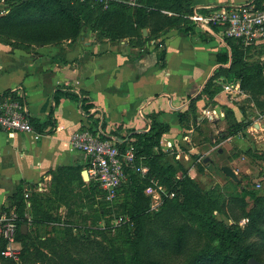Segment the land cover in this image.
Listing matches in <instances>:
<instances>
[{"label":"crops","instance_id":"crops-1","mask_svg":"<svg viewBox=\"0 0 264 264\" xmlns=\"http://www.w3.org/2000/svg\"><path fill=\"white\" fill-rule=\"evenodd\" d=\"M248 1L193 0V5ZM201 29L213 39L204 41L192 31L170 29L157 38H144L142 45H132L129 40L101 38L87 29L76 40L59 44L17 48L0 41V94L9 90L22 94L34 123L43 126L41 132L35 129L39 138L34 133L0 131V206H5L11 192L20 187L39 184L60 169L82 166L84 170L88 165L85 155L70 143L74 132L92 126L80 102L63 98L53 118L49 116L54 92L62 84H71L74 91H82L93 101L94 119L99 118V126L105 124L100 129L117 143H131L135 134L148 132L155 118L170 126L163 134L162 148H176L177 157L184 153L189 159L181 146L199 132L188 120L195 116L208 119L212 114L217 118L224 111L220 105L228 100L222 94L209 100L204 92L220 67L218 53L225 43L215 31ZM148 35L149 29L144 37ZM161 49L166 51L164 62L160 60ZM194 171L200 173L192 165L189 174Z\"/></svg>","mask_w":264,"mask_h":264},{"label":"trees","instance_id":"trees-1","mask_svg":"<svg viewBox=\"0 0 264 264\" xmlns=\"http://www.w3.org/2000/svg\"><path fill=\"white\" fill-rule=\"evenodd\" d=\"M137 1L141 6H130L119 1H111L108 7H104L98 0H16L10 4L9 12L0 17V35L14 40L13 44L17 48H30L28 44L43 46L59 44L63 41H74L85 28L95 32L101 38L109 37L114 41H121L125 38H146V40H151L152 37L157 38V34L165 33L167 31L166 27L174 25L177 21L181 23L183 20L182 18L163 14L161 12L162 9H170L172 12L180 13L179 15L183 17L184 14L190 15L195 7L193 0ZM262 1L250 0L247 3L255 4L257 8L262 9L264 8L261 6ZM191 25L192 27L190 26L188 29L186 28L182 31H192V33L201 37L204 41L213 39L207 31L202 30L195 23ZM212 27L216 33L221 30L220 26ZM144 29H149V35L146 37L143 34ZM224 40L228 51L222 50L218 53L220 67L207 81L204 87L206 95L213 97L219 93L225 84L232 81V77L241 79L242 87L251 94L264 95V78L261 76L264 73V65H258L255 68L249 69L245 67L243 59L244 50L257 45L245 46L241 41L227 37ZM17 42L26 43V46L16 45ZM165 55L166 51L161 49L160 60L163 62L165 61ZM162 66H165V63H162ZM73 88L71 84H62L57 87L53 95L49 116L53 118L55 108L63 98H73L80 102L82 110L92 120L90 129L95 133H98V131L104 132L101 129H104L105 124L101 123V126H99V118L94 119L92 109L95 107V104L93 101L82 91L76 92ZM13 93L16 94V91L9 90L0 95L5 96ZM195 102L193 103L194 106ZM257 102L260 108L264 107V101L258 100ZM182 116L184 117L185 115L183 114ZM183 117H181L182 123L184 122ZM195 118L197 119L196 116ZM153 119L152 127L148 132L135 134V139L130 140L131 143L125 141L120 144L118 142L121 151H125L130 144H134L137 156L134 165L126 167L127 180L121 185L118 197L123 190H126V193L131 194L133 198L131 206H139L134 212V217L142 216L144 210L148 209L151 203L150 196L144 197L145 189L151 185V177H159L162 186L164 184L171 187L172 190H175L182 197V202L180 203L181 209L193 221L201 222L210 236V241L205 244L199 254L195 255L186 264H248V260L252 257L263 261L261 259L264 257V196H256L251 191L244 190L243 203H245L244 198L246 195L250 194L255 198L252 211L247 213L249 216L248 222L245 225L219 224V221L212 217V213L215 211L224 212L223 208L212 203V200L202 191L196 179L190 176L189 169L184 168V164L182 165L179 162H177V166L163 165L159 162L160 157L165 153L162 149L163 134L169 130L170 126L168 123H160L155 118ZM31 122L38 132L43 130L41 129L43 126L39 125V123H34L32 118ZM236 124L237 120L228 115L229 130L235 129ZM53 126H55L54 123ZM53 128L49 132H52ZM100 135L107 137L104 133ZM155 148L160 153L153 155ZM150 157L156 163L154 168ZM144 163L150 166L147 177H142L136 171V167L141 164L145 165ZM87 167L88 165L85 166V169ZM178 168L183 172L181 177L178 175ZM82 170V166H78L68 167L63 171L69 183L77 182L81 186H89L100 192L101 195H97L98 200L106 203L117 201L118 197L113 201L106 199V192L96 179H90L89 183H86L82 176ZM198 171L202 172L201 169H198ZM33 187L34 185L26 189L25 187L16 189L12 195L13 203L2 207V211L15 210L19 216L17 239L20 246L22 244V249L20 248L22 254L19 253L21 256L18 255L20 260L24 263L32 260V264H124L121 261L123 256L114 245L103 246L100 244L97 246L102 253V259L105 263L98 261L96 251L95 253L85 251L91 247L89 244L83 248L75 247L74 244L78 245L84 242L81 237L77 239L74 237L72 233L73 228H71V231H66V236L68 235L69 238L65 237L60 242H58L57 238L47 237L44 240L39 238L42 246L37 247L35 244H32L30 238L32 232L31 224L55 220L54 215L45 210L43 199L41 200L40 197L35 196L34 198L32 197V201L30 200V194L27 191L32 190ZM197 196L201 197L205 204L204 208L199 210L195 209L193 202ZM140 200L145 202V206H142L141 203L139 204ZM28 203H30L29 207ZM28 212L31 220L26 216ZM158 214H153V216H157ZM22 225L28 227L26 233L21 230ZM190 234V225L188 223H181L174 227L168 241L164 244L174 254H181L187 246ZM6 246L5 239L0 235V257L11 262V264H16L14 258L2 255V251L6 249ZM33 247L35 248V252L32 250ZM42 247L47 248L49 250L48 253L44 252ZM149 250H153V257L147 254L148 260L144 261L137 252L132 256L133 262L131 264H169L167 260L158 255V253H155V249L151 247Z\"/></svg>","mask_w":264,"mask_h":264},{"label":"rangeland","instance_id":"rangeland-1","mask_svg":"<svg viewBox=\"0 0 264 264\" xmlns=\"http://www.w3.org/2000/svg\"><path fill=\"white\" fill-rule=\"evenodd\" d=\"M262 2L261 6L264 7V0ZM161 12L171 17L183 19L181 23L177 21L174 25L166 27V30H185L190 26L192 27L193 22L189 15L184 14L182 17L179 15L180 13L172 12V10L166 8L162 9ZM3 15L0 12V17ZM84 30L87 31V28ZM123 40H129L132 45L144 44V39L125 38ZM0 41L15 46L13 44L14 40L7 36L0 35ZM16 45L26 46V43L17 42ZM31 46L32 44H28V47ZM222 50L228 51L225 44ZM243 56L245 67L249 69L264 65V43L245 49ZM261 76L264 78V73ZM231 80L228 84H239V91L234 93V97L230 91L225 90V87H222L220 92L217 93L228 98L220 105L226 111V118L220 120L221 117L211 116L208 119L195 118L193 121L188 120L190 126L193 124V127L199 132V134L192 137L191 142L181 146L183 150L189 153V159L185 158L184 153L180 158L177 157L178 153L175 147L172 150L168 149L167 146H163L162 149L165 153L162 154L159 162L163 165L173 166H177V162H179L182 165L184 164V168L189 169L194 165L199 170L201 169L202 172L198 175L196 171L192 174L190 172V175H193L202 191L212 200V203L224 210V212H213L212 217L216 218L221 225H245L249 217L247 213L252 211L255 198L250 194L246 195L244 198L245 203H243L244 190L251 191L256 196H264V107L260 108L257 104L258 100L264 101V95H254L244 90L239 78L232 77ZM210 96H208L209 100L215 98V95ZM215 112L216 109L214 108ZM228 115L237 120L236 128L233 130H229ZM98 133L100 134V131ZM192 147L195 148L192 149ZM210 151L212 153L208 154ZM158 153L160 152L155 148L153 155ZM205 155H208L211 162H204L203 156ZM150 160H152L154 168L156 163L152 158ZM213 160L215 161L214 164L210 165ZM223 164L231 165L241 180L236 182L226 175L221 168ZM146 166L150 171V166ZM178 175L179 177L183 175L180 168H178ZM64 178V171L60 169L50 179H42L39 184L34 185L32 190L27 191L30 194L31 201L32 197L35 196L40 197L41 200L43 199L45 210L53 214L55 218L51 222L31 224V243L37 247L42 246L39 238L42 240L47 237L57 238L60 242L68 237L66 231H71V228H73L74 237L76 239L81 237L84 242L78 245L74 244V246L83 248L89 244L91 247L85 251L94 253L96 251L97 259L102 263H105V261L102 259L99 248H97L100 244L103 246L114 245L123 256L121 261L124 264H131L133 262L132 256L137 252L142 260L147 261V254L152 256L153 250H149L151 247L155 249V253L167 260L169 264H186L195 255L199 254L205 244L210 241V236L203 224L199 221H193L181 209L182 197L171 187L163 184V191H160V193L157 191L156 194L159 193L162 197L159 208L152 209L151 199L150 206L144 210V217L143 215L134 217V212L139 206H131L133 198L131 194L126 193V190L121 192L116 202L106 203L97 199L100 192L89 186H81L77 182L69 183ZM151 179L154 180V183L150 182L151 185L146 187L145 193L143 191L144 197L150 196L151 198L152 189L157 188V185H161L159 177H151ZM89 181H86V183H89ZM155 182L157 185H155ZM10 195L4 205L13 203V192ZM193 202L196 210L205 206L203 199L199 196L195 197ZM140 203L145 206V202L142 200L139 201ZM2 210V206H0V212ZM156 213L159 214L153 216ZM181 223L190 225L191 234L185 250L181 254H174L164 243L168 241L174 227ZM138 241L140 242L137 249ZM43 249L44 252L48 253L47 248ZM32 250L35 252L34 247ZM19 253L22 254V251L19 250ZM261 260L264 261V257ZM15 261L16 264H32L33 262L28 260L24 263L20 260V257ZM0 264H11V262L0 257Z\"/></svg>","mask_w":264,"mask_h":264},{"label":"built area","instance_id":"built-area-1","mask_svg":"<svg viewBox=\"0 0 264 264\" xmlns=\"http://www.w3.org/2000/svg\"><path fill=\"white\" fill-rule=\"evenodd\" d=\"M14 1L16 0H0V12L7 14L10 4ZM111 1L141 6L137 0H98L104 7H108ZM189 18L198 27L212 32H214L212 26H220L221 30L217 35L223 43L226 37L241 41L245 46L264 43V8L259 9L255 4L197 6L194 7ZM224 87L231 94L239 91L238 83L237 85L227 84ZM216 116L224 118L225 112L222 111ZM0 131L34 133L36 138L40 137L32 125L28 104L22 94L0 95ZM100 134L103 132L100 131ZM100 134L93 132L89 127H84L73 133L70 143L73 149L85 155L88 163L86 169L90 178L96 179L105 190L106 199L113 201L118 197L121 185L127 180L126 167L134 165L136 161V147L130 144L125 151H121L117 140ZM136 171L142 177H147L149 168L141 164L136 167ZM151 182L154 183V180L151 179ZM155 185H157L156 182ZM157 191L159 193L163 191V186L157 185V188L151 191L152 209L159 208L162 203L161 194H156ZM29 206L30 203H28ZM26 216L31 220L29 212ZM18 220L19 216L15 210L0 212V235L7 243L2 255L16 260L21 248L17 239Z\"/></svg>","mask_w":264,"mask_h":264},{"label":"water","instance_id":"water-1","mask_svg":"<svg viewBox=\"0 0 264 264\" xmlns=\"http://www.w3.org/2000/svg\"><path fill=\"white\" fill-rule=\"evenodd\" d=\"M144 34L147 35V29L143 30ZM222 151V150H221ZM205 162L210 161L209 157H206ZM222 171L228 175L229 177H231L234 181L239 182L241 179L238 177V173L236 172V170L229 164L223 165L222 167ZM82 176L84 178L85 181H89L90 180V175L87 169H84L82 171ZM27 226L26 225H22L21 230L26 233L27 232ZM248 264H264V261H260L258 259H256L255 257H252L248 260Z\"/></svg>","mask_w":264,"mask_h":264}]
</instances>
